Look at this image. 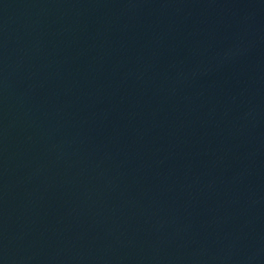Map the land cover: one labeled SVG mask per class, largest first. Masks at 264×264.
<instances>
[{
	"label": "water",
	"instance_id": "obj_1",
	"mask_svg": "<svg viewBox=\"0 0 264 264\" xmlns=\"http://www.w3.org/2000/svg\"><path fill=\"white\" fill-rule=\"evenodd\" d=\"M0 264H264V0H0Z\"/></svg>",
	"mask_w": 264,
	"mask_h": 264
}]
</instances>
